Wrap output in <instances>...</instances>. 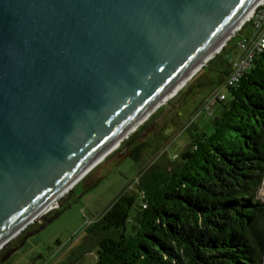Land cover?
<instances>
[{"label":"water","instance_id":"95a60500","mask_svg":"<svg viewBox=\"0 0 264 264\" xmlns=\"http://www.w3.org/2000/svg\"><path fill=\"white\" fill-rule=\"evenodd\" d=\"M260 1L0 0V250L43 221L4 260Z\"/></svg>","mask_w":264,"mask_h":264},{"label":"trees","instance_id":"16d2710c","mask_svg":"<svg viewBox=\"0 0 264 264\" xmlns=\"http://www.w3.org/2000/svg\"><path fill=\"white\" fill-rule=\"evenodd\" d=\"M223 50L193 77L206 74L199 85L227 90L216 99L212 134L189 124L188 142L171 169L141 172L139 192L119 193L86 226L96 264H263L264 48L231 86L225 81L232 59ZM215 62L214 75L204 72ZM138 134L118 149L130 147L136 160L148 146L135 143Z\"/></svg>","mask_w":264,"mask_h":264},{"label":"rangeland","instance_id":"374dc122","mask_svg":"<svg viewBox=\"0 0 264 264\" xmlns=\"http://www.w3.org/2000/svg\"><path fill=\"white\" fill-rule=\"evenodd\" d=\"M254 30L252 23H247L236 31L233 40H227L224 45L227 49L226 59H232L241 52L237 46L239 39L251 36ZM223 48L221 51H224ZM217 65L215 62L204 72L214 75ZM191 79L180 93L157 109L161 108L154 119L151 116L155 112L131 133L135 135L139 132L136 144L148 143L141 150L139 160L130 156V147L118 150L119 146L109 153L60 198L62 206L48 212L47 216L51 217L56 209H60L54 220L42 231L29 237L25 245L4 260L3 264H96L94 240L85 238L86 226L97 219L119 193L124 190L129 194L139 192L137 187L141 172L171 169L172 161L188 142V132L185 129L189 124L194 122L202 130L212 134L220 104L213 106V114L207 113L205 104L213 93L225 94L227 90L224 85H199L206 79V74L192 81ZM258 196L264 202V182ZM39 223L42 224L43 221Z\"/></svg>","mask_w":264,"mask_h":264},{"label":"built area","instance_id":"2783aa9c","mask_svg":"<svg viewBox=\"0 0 264 264\" xmlns=\"http://www.w3.org/2000/svg\"><path fill=\"white\" fill-rule=\"evenodd\" d=\"M247 23H252L255 30L251 36H243L239 39L237 46L240 48L241 54L232 61L231 71L225 81L226 86H231L238 82L245 70L250 66L254 55L264 48V0L257 4L253 13L242 27ZM217 98L223 100L225 99V94H212L205 104L208 114L214 113L213 106Z\"/></svg>","mask_w":264,"mask_h":264},{"label":"flooded vegetation","instance_id":"af4514ba","mask_svg":"<svg viewBox=\"0 0 264 264\" xmlns=\"http://www.w3.org/2000/svg\"><path fill=\"white\" fill-rule=\"evenodd\" d=\"M53 213H54V212H53ZM49 216H50V215H49ZM40 224H41V223H38V224H35V225H31V226H32L31 229H27V230L24 231L19 237L14 238L8 246L4 247V248L2 249V252H0V255H1V256H0V264H3V263H4L3 255H6V253H7L10 249H12V248L18 246V245L20 244V242L22 241L24 235H25L28 231H30V230H32V229H34V228H37Z\"/></svg>","mask_w":264,"mask_h":264},{"label":"bare ground","instance_id":"6f19581e","mask_svg":"<svg viewBox=\"0 0 264 264\" xmlns=\"http://www.w3.org/2000/svg\"><path fill=\"white\" fill-rule=\"evenodd\" d=\"M173 94H174V93H173ZM167 99H169V97H168ZM140 123H141V122H140ZM140 123H138V124H140ZM131 131H132V130H131ZM131 131H130V132H131ZM131 133H132V132H131ZM128 134H129V133H128ZM123 138H126V136H124ZM121 142H122L121 139H120L118 142H115V143L111 146L112 149H111L110 153H111L113 150H115L116 148H118V147L120 146V143H121ZM106 156H107V155H106ZM106 156H105V157H106ZM105 157H104V158H105ZM104 158H102V159L100 160V162H101ZM100 162H99V163H100Z\"/></svg>","mask_w":264,"mask_h":264},{"label":"crops","instance_id":"0c3cea01","mask_svg":"<svg viewBox=\"0 0 264 264\" xmlns=\"http://www.w3.org/2000/svg\"><path fill=\"white\" fill-rule=\"evenodd\" d=\"M240 54H241V52H239L237 55H235V56L232 58V61H233V59L237 58Z\"/></svg>","mask_w":264,"mask_h":264}]
</instances>
